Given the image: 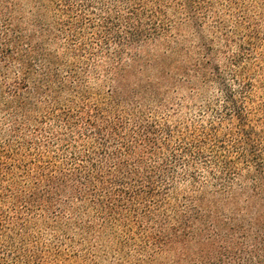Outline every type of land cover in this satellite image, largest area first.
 <instances>
[{"label":"trees","instance_id":"16d2710c","mask_svg":"<svg viewBox=\"0 0 264 264\" xmlns=\"http://www.w3.org/2000/svg\"><path fill=\"white\" fill-rule=\"evenodd\" d=\"M0 20V264H31L38 218L61 242L80 233L100 262L196 243L186 264H264V0H0ZM177 20L181 38L211 30L192 77L221 88L197 118L179 104V133L150 102L160 80L132 69Z\"/></svg>","mask_w":264,"mask_h":264},{"label":"rangeland","instance_id":"374dc122","mask_svg":"<svg viewBox=\"0 0 264 264\" xmlns=\"http://www.w3.org/2000/svg\"><path fill=\"white\" fill-rule=\"evenodd\" d=\"M13 16H23L25 20H29V18L32 17L30 11L19 9L13 13ZM174 26L175 28L168 36L167 42L162 41L155 46H145L137 50V56L135 61H133L132 69L138 74H142V76L144 74L152 76L154 82L160 80L156 85L160 101L156 99L150 102L153 106L160 105L159 110L161 113L169 117V124L175 127L177 133H179V104H181V102L184 103L180 106L183 115L197 118L200 104L206 100V97L208 99L220 98L221 88L218 83H211L203 89V86H201L202 83L198 85V81L192 77V73L196 66V60L193 61L192 59L196 56H200L198 48L202 44L206 45L212 43L211 38L213 36L211 30L206 27L200 31V29L196 27L195 29H191L192 32H189L188 27H183V35L181 38L179 37V20L175 22ZM179 39H181L180 43L182 47L180 51ZM213 46L214 48L212 51L219 48V45L213 44ZM179 52L183 57L179 55ZM223 55L224 53L222 52H220L218 56H214L212 53L211 58L213 64L217 63L223 65ZM181 58L184 60L185 69H182L180 66L183 64L179 62ZM148 61H150L149 64ZM160 61L162 63L158 64ZM17 67L18 66L15 65L9 69L11 76H14L13 73L17 70ZM179 67L182 69L181 71H179ZM5 70V62L0 55V86H7V81L4 80ZM140 70H142V72H139ZM212 77L213 76H210L209 80H211ZM230 83L232 86H235V83H232V81L228 82V84ZM192 85L196 86V90L198 88V92L202 91L200 94L203 95L202 97H200L199 93H196ZM173 146L179 151V139L174 140ZM180 188L182 190L186 187L181 184ZM176 192L179 193V189ZM135 220L136 219H129L127 223L137 224V220L136 222ZM31 226L35 228L32 230V237L28 235L24 241L27 250H31L30 253L27 251L25 255L27 261L31 264H47L44 259L52 261L55 264H139L143 262V259L147 260V258L150 259L147 260L151 262L150 264H186L188 259H185L191 256L193 252L196 253L198 251L196 243L185 246L182 245L183 248L180 247L179 244H176L164 250H158L155 247H147L145 250H141L138 248L139 246H131V248L125 250L123 255L114 253V251L110 249L105 250L106 253L103 255H106V260L100 262L99 258L102 259V257H96L97 251L95 247H92V243H90L89 240L86 241L81 239L80 237H85L80 235V233L77 232L78 236L72 235L74 241V244H72L68 243L66 239L61 242L62 239H59L57 234L53 231L55 226L49 228V224H45L43 218L32 220ZM153 230L154 226L148 225L147 229L145 231L143 230L142 233H146L147 235L144 234V237H148ZM55 235L57 238L53 239ZM114 235L117 236V238L140 239V234L128 231L125 232V229L122 227H118ZM87 237L89 236L87 235ZM60 238L64 237L60 236ZM108 239L112 240L114 238L110 237ZM49 250L50 252H59L58 257L51 258ZM181 260H183L182 263H180ZM33 261H35V263ZM23 264H25V262Z\"/></svg>","mask_w":264,"mask_h":264}]
</instances>
